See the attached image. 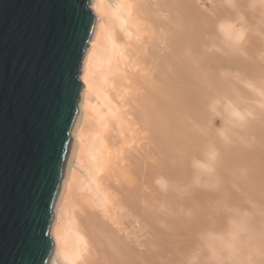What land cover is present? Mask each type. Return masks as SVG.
<instances>
[{"label": "bare ground", "instance_id": "obj_1", "mask_svg": "<svg viewBox=\"0 0 264 264\" xmlns=\"http://www.w3.org/2000/svg\"><path fill=\"white\" fill-rule=\"evenodd\" d=\"M191 3L89 0L48 264H264V31Z\"/></svg>", "mask_w": 264, "mask_h": 264}, {"label": "water", "instance_id": "obj_2", "mask_svg": "<svg viewBox=\"0 0 264 264\" xmlns=\"http://www.w3.org/2000/svg\"><path fill=\"white\" fill-rule=\"evenodd\" d=\"M88 3L0 0V264H48L95 25Z\"/></svg>", "mask_w": 264, "mask_h": 264}, {"label": "rangeland", "instance_id": "obj_3", "mask_svg": "<svg viewBox=\"0 0 264 264\" xmlns=\"http://www.w3.org/2000/svg\"><path fill=\"white\" fill-rule=\"evenodd\" d=\"M233 1H234V3H236L237 5H240V6L244 5V3H245V5H247L246 2H248L249 5H252V7H250V8L246 6V8L242 10L241 14L244 16L245 20H247V22L249 23V26L250 25L251 26L254 25L256 27L258 26L260 28V30L264 31V8H262V7H264V4H263L264 1L263 0H259V1L258 0H233ZM257 1H258V3H257ZM260 1H262V3H261V5H258L260 3ZM191 4H192L191 0H186L187 7H193ZM254 7L256 9H254ZM260 8H261V11H260ZM245 10H247V11H245ZM237 21H236V23H238ZM212 24L213 25L215 24L214 21H213ZM207 27L208 28L206 29V31L211 29L209 26H207ZM240 37H242V36L240 35ZM254 39H251V41H250L251 44L255 43ZM235 43H236V41L234 40V44ZM253 47H255V44H254ZM250 59H251V61H250V69H249V76L250 77L248 76L249 79H248L247 84L245 86L247 88L249 87V88L262 89L263 93H264V57H260V58L256 59L254 55H251ZM233 72H236V71H233ZM218 124H216V125L219 126ZM244 130H246L248 132L250 129L249 128L241 129V131H239L240 134L238 133V135L236 136L237 138H239V140H241V138L246 135V133L243 135V133H244L243 131ZM261 154H263V153H261ZM253 157H254V155H253ZM258 158H260V157H258ZM255 160L257 161V158H255ZM235 223L238 224V221H236ZM240 223H241V221H240ZM234 234L237 237V234L239 235L240 233L236 232ZM245 235H247V234H245ZM236 244H238V243H236ZM247 244H249V243L248 242L239 243L238 246H240L241 249H245ZM242 258H243V256H242Z\"/></svg>", "mask_w": 264, "mask_h": 264}, {"label": "snow or ice", "instance_id": "obj_4", "mask_svg": "<svg viewBox=\"0 0 264 264\" xmlns=\"http://www.w3.org/2000/svg\"><path fill=\"white\" fill-rule=\"evenodd\" d=\"M85 2H87V0H85Z\"/></svg>", "mask_w": 264, "mask_h": 264}]
</instances>
